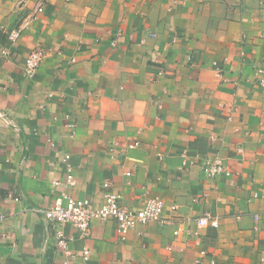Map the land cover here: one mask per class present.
<instances>
[{
  "label": "crops",
  "instance_id": "crops-1",
  "mask_svg": "<svg viewBox=\"0 0 264 264\" xmlns=\"http://www.w3.org/2000/svg\"><path fill=\"white\" fill-rule=\"evenodd\" d=\"M7 47L0 264L67 259L36 211L59 198L64 154L73 197L98 206L109 183L132 210L160 198L168 221L138 226L124 242L112 220H94L85 239L67 225L68 264L82 263L83 248L85 264H264V87L255 73L264 69V0H0ZM38 47L45 56L27 78L24 58ZM215 157L229 177L203 175ZM204 212L217 228L196 226Z\"/></svg>",
  "mask_w": 264,
  "mask_h": 264
},
{
  "label": "built area",
  "instance_id": "built-area-1",
  "mask_svg": "<svg viewBox=\"0 0 264 264\" xmlns=\"http://www.w3.org/2000/svg\"><path fill=\"white\" fill-rule=\"evenodd\" d=\"M41 11V7L38 8ZM23 24L12 29L7 34V40L14 45L21 33ZM114 44V42H113ZM11 56L9 47L0 49V60H8ZM45 52L42 48H36L29 52L23 61V71L27 78H32L38 70ZM255 73L259 75L257 83L264 87V69L258 68ZM51 145L54 144L51 142ZM138 142L132 141L126 145L127 149L137 148ZM110 155L114 156L117 151L115 144L107 147ZM71 156L64 154L59 158V162L63 166L64 178L62 181H54L55 186H61L62 191L56 202L49 208L36 210L40 213L42 221L48 232L52 233V239L55 247L60 250L67 258L64 264H68V258L72 256L70 245L75 240L74 236L64 232L65 226H71L78 231L80 239L88 238L90 235V227L94 220L105 221L112 220L116 224V235L120 242H124L130 232L134 231L138 226H144L149 223H167V219L163 217V201L158 197L147 198L143 201L142 207L132 210L121 203L122 196L119 192L110 189L109 183H104V192L102 200L98 206H93L89 199H77L71 195L72 189L76 186V180L73 175V168L70 163ZM181 168L190 164V158L187 150L180 152ZM203 175L207 179H214L217 176L229 177L230 170L223 164L219 158H209L204 161L202 166ZM125 176H131V172H126ZM174 211L176 206H171ZM3 215L0 214V223L3 221ZM198 228L211 226L217 228L218 221L209 212H204L195 220ZM174 236L178 235V230L173 232ZM201 255L203 253H200ZM89 251L83 248L81 254V264H85L88 260Z\"/></svg>",
  "mask_w": 264,
  "mask_h": 264
}]
</instances>
